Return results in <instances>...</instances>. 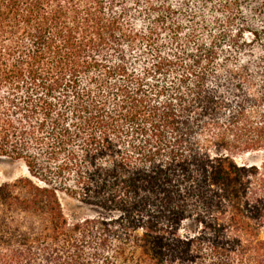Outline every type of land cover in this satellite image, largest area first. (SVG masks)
Instances as JSON below:
<instances>
[{
  "label": "trees",
  "instance_id": "obj_1",
  "mask_svg": "<svg viewBox=\"0 0 264 264\" xmlns=\"http://www.w3.org/2000/svg\"><path fill=\"white\" fill-rule=\"evenodd\" d=\"M262 150L264 0H0V264H264Z\"/></svg>",
  "mask_w": 264,
  "mask_h": 264
},
{
  "label": "rangeland",
  "instance_id": "obj_2",
  "mask_svg": "<svg viewBox=\"0 0 264 264\" xmlns=\"http://www.w3.org/2000/svg\"><path fill=\"white\" fill-rule=\"evenodd\" d=\"M213 8L208 7L205 10V13L208 17H210L213 13ZM261 23V21H259ZM214 24H210V30L213 34L216 31L214 29ZM200 39L208 40L209 35L205 32L199 34ZM248 41L253 39V36L248 34L247 35ZM238 163L240 164H255L261 166L264 162V150L257 151L253 153H248L241 157L237 158ZM28 171L25 164L22 161H12L9 159H0V187L6 183H12L20 177L28 176ZM60 200L63 205L65 214L71 221L83 219L85 217H90L95 215V212L86 204L82 203L80 200L70 197L65 193H60ZM196 227L191 224L187 223L184 226L185 233L194 232Z\"/></svg>",
  "mask_w": 264,
  "mask_h": 264
}]
</instances>
